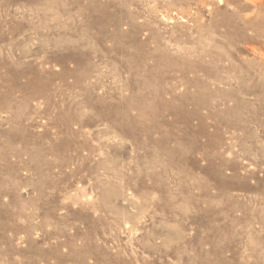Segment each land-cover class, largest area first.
Listing matches in <instances>:
<instances>
[{"label":"rangeland","instance_id":"rangeland-1","mask_svg":"<svg viewBox=\"0 0 264 264\" xmlns=\"http://www.w3.org/2000/svg\"><path fill=\"white\" fill-rule=\"evenodd\" d=\"M216 11L264 0H0V264H264V103H214Z\"/></svg>","mask_w":264,"mask_h":264},{"label":"bare ground","instance_id":"bare-ground-1","mask_svg":"<svg viewBox=\"0 0 264 264\" xmlns=\"http://www.w3.org/2000/svg\"><path fill=\"white\" fill-rule=\"evenodd\" d=\"M177 1L185 2L186 0ZM218 2L223 3V0H218ZM219 11L213 14L211 23L213 42V50L210 53L213 64L211 66L212 98L214 103H244L247 106V111L251 113L253 103H264V57L258 56V59L241 57L240 62H235L237 52L234 46L237 34L238 37L240 34V38L245 43L258 40V38L264 39V15L259 14L254 19H246L244 15L236 12L224 11L221 15ZM149 14L152 19H155L151 11ZM218 14L221 16L219 17ZM133 15V13L122 11L121 18L131 19L130 22L134 25L137 21H132ZM233 19H236V22H233ZM150 22L146 25L150 26ZM250 29L253 31L252 35L248 33ZM254 49L257 51L259 48ZM261 54L264 55V51H261Z\"/></svg>","mask_w":264,"mask_h":264}]
</instances>
